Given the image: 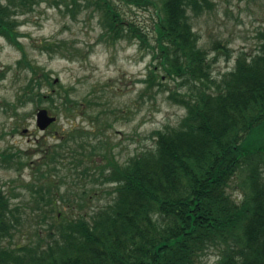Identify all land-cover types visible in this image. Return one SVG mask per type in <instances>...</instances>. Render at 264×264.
Masks as SVG:
<instances>
[{
    "label": "trees",
    "instance_id": "trees-1",
    "mask_svg": "<svg viewBox=\"0 0 264 264\" xmlns=\"http://www.w3.org/2000/svg\"><path fill=\"white\" fill-rule=\"evenodd\" d=\"M40 1L0 2V35L19 47L14 14ZM123 1L154 10L150 53L157 62L147 81L162 88L164 77L172 80L169 98L185 114L176 126L153 131V146L124 164L96 132L67 136L57 149L69 151L84 172L100 163L96 157L106 160L95 167L112 185L111 199L88 215L53 216L55 232L47 241L0 243V264H198L211 249L217 253L212 264H264V30L257 50L239 51L234 67L215 79L192 24L193 17L214 8V0ZM91 5L103 17L104 37L149 45L147 34L124 21L113 0H91ZM64 45L45 49L54 52ZM214 49L230 57L219 43ZM27 68L34 73L35 67ZM26 87V100L42 99L39 83ZM60 102L65 111L74 104L67 96ZM7 161L12 159L0 152V166ZM235 179H240L239 198L229 191ZM9 201L0 186V242L18 220V208Z\"/></svg>",
    "mask_w": 264,
    "mask_h": 264
},
{
    "label": "rangeland",
    "instance_id": "rangeland-1",
    "mask_svg": "<svg viewBox=\"0 0 264 264\" xmlns=\"http://www.w3.org/2000/svg\"><path fill=\"white\" fill-rule=\"evenodd\" d=\"M113 2L124 21L147 34L149 45L143 47L130 37L117 41L104 37L103 17L91 0H77L76 5L70 0L57 4L41 0L32 10H18L13 18L19 47L0 35V152L12 159L1 163L0 186L11 207L18 208L11 236L1 239L4 246L47 241L48 234L55 232L53 216L64 220L88 215L111 199L112 185L98 176L106 160L96 157L101 164L92 163L84 172L83 164L72 163L69 151L57 149L71 133L96 132L124 164L153 146V131L176 126L185 114L169 98L175 88L172 80L164 77L161 81L167 86L162 88L147 81L149 69L157 62L150 53L155 44L154 10L123 0ZM214 3L210 12L193 17L192 24L199 46L212 62L213 78L220 79L234 67L239 51L257 50L258 35L264 30V0ZM61 42L64 48L45 49ZM217 43L229 51V58L214 49ZM22 60L35 67L34 73ZM31 82L40 84L41 100L36 95L25 99ZM65 96L74 101L68 111L60 102ZM38 109L56 117L45 131L35 124ZM239 183L235 179L230 185L233 197H240ZM216 258L211 249L198 264H212Z\"/></svg>",
    "mask_w": 264,
    "mask_h": 264
},
{
    "label": "water",
    "instance_id": "water-1",
    "mask_svg": "<svg viewBox=\"0 0 264 264\" xmlns=\"http://www.w3.org/2000/svg\"><path fill=\"white\" fill-rule=\"evenodd\" d=\"M56 118L50 116L45 109H39L35 115V123L38 129L44 131L49 125L54 123Z\"/></svg>",
    "mask_w": 264,
    "mask_h": 264
}]
</instances>
